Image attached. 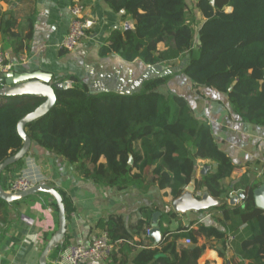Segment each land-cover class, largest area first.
<instances>
[{
  "label": "trees",
  "instance_id": "trees-1",
  "mask_svg": "<svg viewBox=\"0 0 264 264\" xmlns=\"http://www.w3.org/2000/svg\"><path fill=\"white\" fill-rule=\"evenodd\" d=\"M79 1L86 6L88 0ZM104 1L113 12L129 16L134 28L112 31L100 49L101 56L117 54L126 62L140 60L155 68L181 61L182 74L194 86L224 97L243 123L264 127V0H197L195 7L205 20L197 33L185 0ZM169 79H150L133 95H92L77 83L57 91L53 109L29 123L25 131L32 144L63 158L96 185L148 194L152 189L170 190L176 199L193 180L201 160L209 167L202 180L196 181L198 190L205 183L216 198L244 195L241 205L209 210L223 230L195 221L172 231L170 225L178 215L162 212L161 242L154 248L146 247L142 239L149 236L147 230L152 229L157 207L143 208L131 225L122 216L102 219L98 227L116 243L117 252L131 244L142 247L132 264H198L208 248L207 244L199 245L201 237L208 244L211 240L221 243L219 248L210 247L226 258L230 236L244 226L250 235L242 241L241 264H264V210L257 207L254 197L262 183H252L243 176L228 187L223 185L237 165L221 150L211 126L195 115L189 101L167 90ZM45 100L39 96H0V164L21 150L18 124ZM23 164L24 159L1 174L5 190ZM59 193L68 221L75 208ZM48 197L38 194L13 203L0 198V222L9 218L11 208L37 199L49 202ZM51 206L58 213L56 203ZM185 239L191 240V245H185ZM68 245L69 240L56 248L49 260Z\"/></svg>",
  "mask_w": 264,
  "mask_h": 264
},
{
  "label": "crops",
  "instance_id": "crops-1",
  "mask_svg": "<svg viewBox=\"0 0 264 264\" xmlns=\"http://www.w3.org/2000/svg\"><path fill=\"white\" fill-rule=\"evenodd\" d=\"M75 1L0 0V47L12 66L8 75L3 77L4 85H13L38 74L52 79L54 83L66 82L70 88L79 83L92 95H133L136 93L132 91L141 92L148 80L170 76L167 90L189 101L195 115L211 126L221 150L237 165L231 178L223 181V185L228 187L243 176L249 177L252 183L261 182L258 173L264 160V127L243 123L224 97L211 89L194 86L181 72L183 62L155 68L140 60L126 62L117 54L100 55V49L112 31L126 30V26L134 28L133 21L125 13L113 12L104 0H88L87 13L96 25L75 51L58 48L59 42L68 33ZM196 16L199 27L205 20L201 13H196ZM9 21L12 26L7 25ZM73 78H77L78 82ZM208 167V162L200 160L194 178L201 181L203 171L207 168L208 172ZM21 173L32 178L36 184L55 187L72 202L75 211L68 220L69 245L90 244L102 233L98 227L102 219L122 216L127 225H131L138 220L143 208L157 207L162 213L174 200L170 190L161 192L152 189L148 194L135 189L117 191L96 185L85 180L75 166L35 144L24 159L22 171L18 174ZM147 180L151 181V174ZM196 194L201 196V190ZM45 201H27L11 208L9 218L0 222V264H39L47 242L58 229V213L50 202L46 204ZM241 204L242 201L238 203ZM176 214L178 220L170 225L172 231L178 230L180 225L188 227L195 221L223 230L215 223L214 214L209 210L200 214ZM249 235L247 226L231 235L226 258L220 257L218 251L210 247L219 248L221 243L211 240L208 244L206 238H199V245L207 244L208 248L198 264H241L238 255L242 241ZM135 240L140 241L138 238ZM142 241L148 248L157 246L149 236H144ZM141 248L131 244L116 252V258L85 264H132ZM60 254H53L49 263L54 264Z\"/></svg>",
  "mask_w": 264,
  "mask_h": 264
},
{
  "label": "water",
  "instance_id": "water-1",
  "mask_svg": "<svg viewBox=\"0 0 264 264\" xmlns=\"http://www.w3.org/2000/svg\"><path fill=\"white\" fill-rule=\"evenodd\" d=\"M129 26H126V30H129ZM2 87L0 88V96L11 97V96H39L44 97L45 102L39 106L34 112L24 117L18 124V134L23 141L21 150L14 156L6 159L0 164V198L7 202L13 203L21 201L23 199L38 195L45 194L49 196V202H55L58 209V229L51 236L47 242L39 259V264H49V257L51 253L58 247H62L67 241L68 234V221L66 215V208L59 191L52 186L47 184H37L33 188L25 192L10 193L7 192L1 184V174L10 166L17 162L25 159L31 151L32 141L27 135L25 128L29 123L45 116L48 114L56 104L57 91L67 90L70 87L66 82H52L50 78H44L41 75H34L30 79L20 80L13 85H4L3 78L0 80ZM138 93L139 90L132 91ZM207 173V168L203 171V175ZM196 179L193 178L191 183L184 189L180 197L173 200L172 204L166 207L165 212L171 211L175 213H181L186 215L187 213L200 214L213 208H221L227 204L234 206L244 199V195L240 194L232 199L216 198L209 191L207 185L203 183L201 186V196L197 195V184ZM255 202L258 208L264 210V184L256 189L254 193ZM162 213L157 212L153 215L152 229L149 233V237L154 239L155 244L158 245L161 242V230L159 227V220Z\"/></svg>",
  "mask_w": 264,
  "mask_h": 264
},
{
  "label": "built area",
  "instance_id": "built-area-1",
  "mask_svg": "<svg viewBox=\"0 0 264 264\" xmlns=\"http://www.w3.org/2000/svg\"><path fill=\"white\" fill-rule=\"evenodd\" d=\"M71 18L68 33L61 39L58 45V48L68 52L75 51L96 25L95 21L88 16L86 6L79 0H76L71 8ZM11 69L12 66L8 62V56L2 47H0V80L8 75ZM1 87L2 83H0V88ZM258 179L261 180L263 185L264 160L262 161L258 173ZM35 185L37 184L32 178L21 173L13 178L6 191L10 193L25 192ZM237 195V193H231L228 199H232ZM150 231L151 229L147 230L148 235ZM183 242L185 245H191V240L189 239H185ZM117 250L116 243H112L108 233L102 232L100 236L88 245H68V247L61 252L54 264H85L86 262L109 261Z\"/></svg>",
  "mask_w": 264,
  "mask_h": 264
},
{
  "label": "rangeland",
  "instance_id": "rangeland-1",
  "mask_svg": "<svg viewBox=\"0 0 264 264\" xmlns=\"http://www.w3.org/2000/svg\"><path fill=\"white\" fill-rule=\"evenodd\" d=\"M186 1V3H187V5H188V13H192V15H190V17L191 16H193V18L195 17V21L196 22H198L199 23V21H198V17L196 16V13H200V11L195 7V5H196V3H197V0H185ZM230 11V10H229ZM202 15V14H201ZM196 25L194 26V28H195V31H196V33H197V30H198V24L197 23H195ZM53 208V207H52ZM54 209V208H53ZM57 214V213H56Z\"/></svg>",
  "mask_w": 264,
  "mask_h": 264
}]
</instances>
